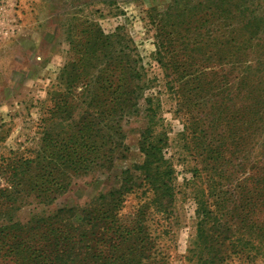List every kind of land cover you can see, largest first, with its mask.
I'll list each match as a JSON object with an SVG mask.
<instances>
[{
	"label": "trees",
	"instance_id": "1",
	"mask_svg": "<svg viewBox=\"0 0 264 264\" xmlns=\"http://www.w3.org/2000/svg\"><path fill=\"white\" fill-rule=\"evenodd\" d=\"M146 11L155 66L146 67L122 26L106 33L90 24L97 36L86 40L79 76L66 78L64 103L49 115L44 111L39 148L0 164L6 182L0 184L2 264H163L158 248L176 179L166 156L165 96L183 118L190 154L198 161L194 176L211 197L201 211L209 223L199 237L221 251L206 262L225 264L233 256L264 262V221L253 217L264 210L260 1L167 0ZM96 51L97 59H90ZM76 83L79 92L71 90ZM139 118L143 161L123 171L118 188L46 217H11L26 198L53 201L74 179L112 169L130 149L126 125ZM130 194L140 207L125 213ZM155 215L160 218L153 224Z\"/></svg>",
	"mask_w": 264,
	"mask_h": 264
},
{
	"label": "rangeland",
	"instance_id": "2",
	"mask_svg": "<svg viewBox=\"0 0 264 264\" xmlns=\"http://www.w3.org/2000/svg\"><path fill=\"white\" fill-rule=\"evenodd\" d=\"M264 15V0H259ZM167 0H0V164L16 155H34L40 146L41 120L44 111L54 112L63 104L68 84L66 78L79 76V59L83 58L87 39L97 31L98 24L106 33L122 26L132 38L147 68L155 66L153 29L147 23V8L161 6ZM95 47L91 49L93 52ZM91 52L90 59H97ZM151 69V68H150ZM161 73L156 66L155 70ZM97 74L96 70H90ZM71 89L81 91L80 84ZM67 87V88H66ZM175 101L163 98L162 117L168 136L166 156L173 164L174 201L158 250L166 257L163 264H211L218 250L200 238V227L208 225V216L201 214L207 207L205 182L194 176L198 161L190 154L191 144L184 134L183 118L174 111ZM61 123L57 121L56 125ZM144 119L126 125L127 156L116 160L112 169L103 173L81 176L66 187L65 193L46 203L26 198L15 204L11 217L27 221L35 215L49 216L62 208L84 204L88 199L104 194L121 185L123 171L143 161L138 146ZM0 169V184H6ZM23 201V200H22ZM136 195L127 197L125 213L138 209ZM264 208V207H263ZM264 210L253 217L260 224ZM154 221L160 218L154 216ZM162 221V220H159ZM155 228V226H153ZM0 264H2L0 257ZM225 264H264L262 259L251 261L244 256L226 258Z\"/></svg>",
	"mask_w": 264,
	"mask_h": 264
}]
</instances>
